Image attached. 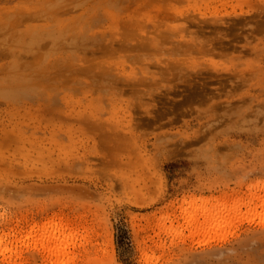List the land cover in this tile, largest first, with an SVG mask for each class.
I'll list each match as a JSON object with an SVG mask.
<instances>
[{"label": "rangeland", "instance_id": "1", "mask_svg": "<svg viewBox=\"0 0 264 264\" xmlns=\"http://www.w3.org/2000/svg\"><path fill=\"white\" fill-rule=\"evenodd\" d=\"M0 264H264V0H0Z\"/></svg>", "mask_w": 264, "mask_h": 264}]
</instances>
